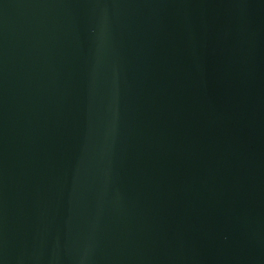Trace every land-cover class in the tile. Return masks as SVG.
I'll list each match as a JSON object with an SVG mask.
<instances>
[{
    "label": "water",
    "instance_id": "obj_1",
    "mask_svg": "<svg viewBox=\"0 0 264 264\" xmlns=\"http://www.w3.org/2000/svg\"><path fill=\"white\" fill-rule=\"evenodd\" d=\"M0 264H264V0H0Z\"/></svg>",
    "mask_w": 264,
    "mask_h": 264
}]
</instances>
